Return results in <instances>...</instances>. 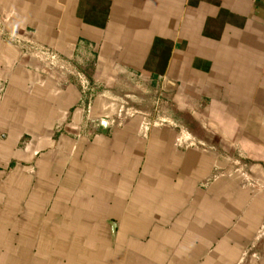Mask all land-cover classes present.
Listing matches in <instances>:
<instances>
[{
    "label": "crops",
    "instance_id": "obj_1",
    "mask_svg": "<svg viewBox=\"0 0 264 264\" xmlns=\"http://www.w3.org/2000/svg\"><path fill=\"white\" fill-rule=\"evenodd\" d=\"M0 264H264V0H0Z\"/></svg>",
    "mask_w": 264,
    "mask_h": 264
},
{
    "label": "built area",
    "instance_id": "obj_2",
    "mask_svg": "<svg viewBox=\"0 0 264 264\" xmlns=\"http://www.w3.org/2000/svg\"><path fill=\"white\" fill-rule=\"evenodd\" d=\"M248 1L257 2L258 0H248ZM16 42L19 43L20 41L17 40ZM38 54H40L42 56H44V55L47 56L46 58L48 59V61L50 62L51 65H53L56 62H59V57L56 54H54L52 51H50V50L40 49V50H38ZM83 89L85 91H89L90 90V86L87 84V85L83 86Z\"/></svg>",
    "mask_w": 264,
    "mask_h": 264
},
{
    "label": "water",
    "instance_id": "obj_3",
    "mask_svg": "<svg viewBox=\"0 0 264 264\" xmlns=\"http://www.w3.org/2000/svg\"><path fill=\"white\" fill-rule=\"evenodd\" d=\"M90 126L94 132H106L108 129V121L105 119L94 118L90 120Z\"/></svg>",
    "mask_w": 264,
    "mask_h": 264
}]
</instances>
